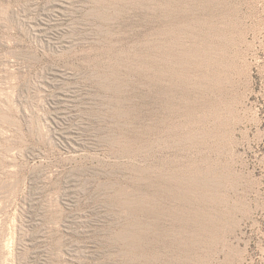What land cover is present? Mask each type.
I'll return each mask as SVG.
<instances>
[{"label": "rangeland", "instance_id": "obj_1", "mask_svg": "<svg viewBox=\"0 0 264 264\" xmlns=\"http://www.w3.org/2000/svg\"><path fill=\"white\" fill-rule=\"evenodd\" d=\"M0 264H264V0H0Z\"/></svg>", "mask_w": 264, "mask_h": 264}, {"label": "bare ground", "instance_id": "obj_2", "mask_svg": "<svg viewBox=\"0 0 264 264\" xmlns=\"http://www.w3.org/2000/svg\"><path fill=\"white\" fill-rule=\"evenodd\" d=\"M139 10V9H138ZM101 18V17H100ZM136 66V65H135ZM159 72V71H158ZM157 75V74H156ZM159 75V74H158ZM152 77V76H151ZM105 80V79H104ZM117 81V80H116ZM154 81V80H153ZM158 83V82H157ZM127 85V84H126ZM154 85V84H153ZM115 88V87H114ZM168 89V88H167ZM117 91V90H116ZM159 92V91H158ZM156 94V93H155ZM141 210H145V208L143 207V205H142V208H141ZM146 211V210H145Z\"/></svg>", "mask_w": 264, "mask_h": 264}]
</instances>
